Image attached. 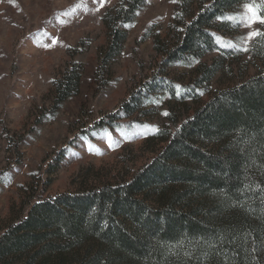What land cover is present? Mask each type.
<instances>
[{
	"label": "trees",
	"instance_id": "obj_1",
	"mask_svg": "<svg viewBox=\"0 0 264 264\" xmlns=\"http://www.w3.org/2000/svg\"><path fill=\"white\" fill-rule=\"evenodd\" d=\"M139 2L120 0L115 21L106 20L109 38L98 74L118 51L120 24ZM236 2L255 5L264 16V0H189L177 33L154 40L161 64L183 60L198 75L173 86L174 102L196 106L180 120L171 118L170 136L157 138L159 153L121 182L31 203L1 227L0 264H264V69L205 101L199 97L202 79L231 67L232 61L216 63L233 52L217 30ZM257 32L262 35L254 36L248 52L264 66V24ZM211 50L216 57L200 60ZM159 70L93 126L117 124L119 113L132 110L148 86L167 81ZM81 72L76 61L66 63L53 83L54 104L77 89ZM198 141L215 147L202 149Z\"/></svg>",
	"mask_w": 264,
	"mask_h": 264
},
{
	"label": "rangeland",
	"instance_id": "obj_2",
	"mask_svg": "<svg viewBox=\"0 0 264 264\" xmlns=\"http://www.w3.org/2000/svg\"><path fill=\"white\" fill-rule=\"evenodd\" d=\"M185 1L140 0L120 24L124 38L118 51L98 74L107 24L115 21L120 0H106L103 7L99 0H0V232L33 202L121 182L159 153L163 143L157 138L170 136L171 118L180 120L196 106L180 105L170 96L173 86L198 77L194 68L179 59L161 64L154 44L165 33H177ZM246 4H232L217 30L233 52L216 63H232L198 83L200 102L264 69L248 52L254 38L248 39L249 33L261 23L248 26ZM215 51H205L200 60L210 62ZM69 61L82 65L79 85L54 104L53 83ZM157 69L167 81L148 86L132 110L119 113L117 124L93 126ZM197 145L215 147L212 141Z\"/></svg>",
	"mask_w": 264,
	"mask_h": 264
},
{
	"label": "snow or ice",
	"instance_id": "obj_3",
	"mask_svg": "<svg viewBox=\"0 0 264 264\" xmlns=\"http://www.w3.org/2000/svg\"><path fill=\"white\" fill-rule=\"evenodd\" d=\"M93 2H97V0H93ZM106 0H99V4L100 7H103L105 4ZM173 2H175V0H173ZM245 7L247 8L248 12L251 14L249 17V21H248V26L251 25V23H255V22H259L261 24H264V16H258L257 15V11H256V7L253 4H246ZM99 9H97L98 11ZM217 19H224L223 17H218ZM228 19H232L231 17H229ZM257 35H262V33L259 32H251L249 33L248 39H251L254 36ZM57 43V40L53 39L52 44L55 45ZM247 50V49H245Z\"/></svg>",
	"mask_w": 264,
	"mask_h": 264
}]
</instances>
